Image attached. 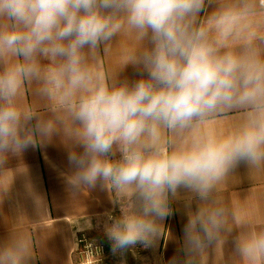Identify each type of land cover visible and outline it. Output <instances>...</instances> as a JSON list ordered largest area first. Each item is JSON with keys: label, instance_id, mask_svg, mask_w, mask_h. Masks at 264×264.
<instances>
[{"label": "clouds", "instance_id": "obj_1", "mask_svg": "<svg viewBox=\"0 0 264 264\" xmlns=\"http://www.w3.org/2000/svg\"><path fill=\"white\" fill-rule=\"evenodd\" d=\"M252 3L209 11L212 0H0V161L52 131L50 121L17 103L25 82L43 74L46 91L59 94L82 125L83 151L69 154L67 182L80 188L102 181L135 198L107 235L114 252L150 246L157 220L170 214L169 193L183 187L206 200L229 169L264 160V51L256 43L264 40V21ZM125 29L150 39L139 61L147 77L109 85L88 53ZM239 108L247 119L228 136L195 137L185 148L165 136ZM114 148L119 159L111 158ZM222 215L219 208L189 215L185 264L215 238ZM240 251L264 253V234L243 241ZM25 253L21 241L0 244V264H22Z\"/></svg>", "mask_w": 264, "mask_h": 264}, {"label": "crops", "instance_id": "obj_2", "mask_svg": "<svg viewBox=\"0 0 264 264\" xmlns=\"http://www.w3.org/2000/svg\"><path fill=\"white\" fill-rule=\"evenodd\" d=\"M235 2L212 0L208 10ZM252 8L257 19L264 21V0H253ZM259 32L264 34V24ZM256 43L264 51V40ZM150 47L148 37L125 29L94 55L88 53L89 62L109 85H131L147 77L139 61ZM232 47L240 50L242 45L234 41ZM39 59L47 68L49 61ZM17 103L52 124L51 133L35 145L0 161V244L21 241L26 247L22 264H81L77 239L83 235L104 248L110 264H185L184 227L190 214L206 208L222 209V224L215 238L193 255L194 264H264V253L245 257L240 251L243 241L264 234V160L241 162L229 169L206 200L183 187L176 195L169 193L170 214L157 220L159 231L150 246L137 243L114 252L107 227L130 210L135 198L110 191L102 181L80 188L67 182L74 171L69 154L83 151L82 125L59 94L46 91L43 74L25 82ZM246 119V109L220 111L183 132L165 131V136L174 138V147L185 148L195 137L228 136ZM114 151L111 158L119 159V151Z\"/></svg>", "mask_w": 264, "mask_h": 264}, {"label": "built area", "instance_id": "obj_3", "mask_svg": "<svg viewBox=\"0 0 264 264\" xmlns=\"http://www.w3.org/2000/svg\"><path fill=\"white\" fill-rule=\"evenodd\" d=\"M77 252L82 258L81 264H110L104 248L84 235L77 239Z\"/></svg>", "mask_w": 264, "mask_h": 264}]
</instances>
